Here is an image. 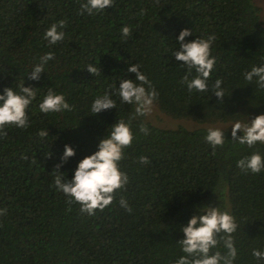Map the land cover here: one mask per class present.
<instances>
[{
    "label": "trees",
    "instance_id": "obj_1",
    "mask_svg": "<svg viewBox=\"0 0 264 264\" xmlns=\"http://www.w3.org/2000/svg\"><path fill=\"white\" fill-rule=\"evenodd\" d=\"M84 2L0 0V95L5 87L19 91L22 80L39 89L27 110L30 126H6L7 135L0 138V209H6L0 216V264H174L185 255L178 244L185 238L182 227L199 214L195 206L210 200L220 202L239 225L232 234L238 250L234 264H264L252 256L253 249L264 251V171L245 174L237 167L253 152L264 155V144L240 145L232 141V130H225L227 141L213 149L205 141L207 128L160 129L117 95L111 96L116 108L91 111L98 96L112 85L118 88L119 78L135 79L127 69L139 64L159 93L154 103L173 118L226 124L264 115V89L255 78L251 83L244 78L253 66L264 65L260 9L253 0H114L103 12L80 15ZM60 20L67 21L65 39L49 46L44 33ZM124 26L132 28L126 39ZM184 29L193 32L185 42L216 37L207 92L189 93L181 84L186 68L172 52ZM48 52L55 58L39 82L28 80ZM89 63L102 74L91 75ZM217 78L223 80L222 102L211 90ZM49 87L63 94L73 111L42 113L39 103ZM130 117L135 138L120 162L129 177L126 190H118L113 204L94 215L68 205L51 175L64 146L76 153L60 168L71 180L116 120ZM141 123L148 135L139 131ZM41 130L48 137L41 139ZM140 157L149 163H140ZM121 196L131 214L119 206ZM211 251L227 249L221 242Z\"/></svg>",
    "mask_w": 264,
    "mask_h": 264
},
{
    "label": "clouds",
    "instance_id": "obj_2",
    "mask_svg": "<svg viewBox=\"0 0 264 264\" xmlns=\"http://www.w3.org/2000/svg\"><path fill=\"white\" fill-rule=\"evenodd\" d=\"M114 6V0H86L80 5V15L88 13L93 15L105 11ZM143 15L141 10L139 13ZM67 26L66 20L53 23L44 33V39L49 46L56 45L65 39L66 33L63 31ZM132 34L131 26L121 28V36L126 39ZM193 32L184 29L178 36L179 48L172 52L176 61L182 62L181 66L186 68V74L181 80V84L187 86L189 93L207 92L209 90L208 79L214 71L216 57L212 55V45L216 39L215 35L206 38L197 37L191 42H185V38L192 36ZM55 58L54 53L48 52L39 57V63L35 64L32 71L27 76L30 81L39 82L41 74L45 73V65ZM141 65L131 64L127 71L134 74L135 79L119 78V86H111V91H105L102 96H98L91 105L93 115L102 111L116 108V102L111 98L117 95L122 103L136 105V116H144L151 111L154 101L159 93L156 91L148 76L141 70ZM87 71L93 76L101 75V69L89 63ZM193 71L196 75L193 76ZM189 77H192L189 79ZM244 78L249 83H255L264 89V65L253 66L250 71L244 73ZM223 80L217 78L212 85L213 96L223 101L225 90L222 88ZM39 89L29 85L25 87V80L19 85V91L13 87L3 88L0 95V138L7 135L6 126H15L19 129H26L30 126L27 110L36 100ZM39 110L44 113H62L73 111L63 94H57L52 87L47 89L46 95L39 103ZM116 120V123L107 132L105 138L98 144V150L92 155L83 158L77 165L71 180L66 178V174L60 168L69 158L76 155L75 150L70 145L64 146L61 163L55 165L51 175L53 176V187L67 197L66 203L80 205V211L88 215H94L96 210L103 211L113 204L116 194L125 191L129 183L126 172L121 171L120 162L125 158L124 149L131 147L135 138L132 130V120ZM232 141L240 145L254 147L257 142L264 144V115L248 119L247 122L237 121L231 126ZM139 131L144 135L149 134V129L144 123L139 125ZM242 133V136L237 133ZM41 139L48 137V131L41 130L38 133ZM205 141L213 148L222 147L227 141L225 130L220 128H209ZM50 155V154H49ZM139 162L148 164L147 157H140ZM237 167L245 174H259L264 171V155L253 152L250 156L240 159ZM119 206L127 213L131 214L133 209L128 201L121 196ZM71 208H69V211ZM6 214V209H0V216ZM239 228L235 217L229 211H222L220 207H204L199 210V214L193 215L186 227H182L184 239L178 244L185 254L179 257L174 264H234L237 259L238 250L235 247L233 233ZM224 235H221V234ZM223 242L226 254L220 251L212 253ZM252 256L257 261H264V251L253 249Z\"/></svg>",
    "mask_w": 264,
    "mask_h": 264
},
{
    "label": "rangeland",
    "instance_id": "obj_3",
    "mask_svg": "<svg viewBox=\"0 0 264 264\" xmlns=\"http://www.w3.org/2000/svg\"><path fill=\"white\" fill-rule=\"evenodd\" d=\"M253 1L255 5L260 9L261 21L264 24V0H253ZM145 120L146 122L150 123L155 127L166 130H176L181 127L186 128L188 130H197L201 128H207V129L220 128L222 130H232L231 126L234 124V123L199 124L195 121L188 119L173 118L172 116L161 111L160 108L155 103H153L151 107V111L145 115ZM219 203L213 204V202H211L210 200L195 206V209L200 210L203 209L204 207L210 206V207H220V209L224 211V208L223 207L221 208Z\"/></svg>",
    "mask_w": 264,
    "mask_h": 264
}]
</instances>
